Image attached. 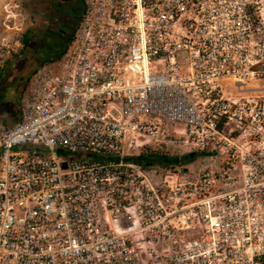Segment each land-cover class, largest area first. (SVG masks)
Segmentation results:
<instances>
[{"label": "built area", "instance_id": "1", "mask_svg": "<svg viewBox=\"0 0 264 264\" xmlns=\"http://www.w3.org/2000/svg\"><path fill=\"white\" fill-rule=\"evenodd\" d=\"M82 4L65 54L32 76L17 121L0 117V264H146L135 229L150 184L132 159L205 153L225 155L243 178L244 200L230 197L223 213L249 217L211 218L207 238L153 251L152 264H264V94L248 88L264 80L254 2ZM24 48L21 29L0 42V73Z\"/></svg>", "mask_w": 264, "mask_h": 264}, {"label": "rangeland", "instance_id": "2", "mask_svg": "<svg viewBox=\"0 0 264 264\" xmlns=\"http://www.w3.org/2000/svg\"><path fill=\"white\" fill-rule=\"evenodd\" d=\"M252 1L258 8L264 37V0ZM82 12V0H0V42L18 29L24 40L27 37L30 41L6 68L0 82V102L18 103L29 80L48 61L44 53H51L55 60L53 47L58 45L62 51L68 45ZM234 84L225 80L226 91L237 94ZM248 88L264 94V80ZM147 173L150 197L143 223L135 229L146 264L161 260L152 258L153 251L168 255L196 239L207 238L211 218L241 221L249 217L237 211L223 213L230 197L235 196L236 202L244 200L239 199L243 178L238 169L231 171L225 155L197 154L189 164L148 167ZM249 202L253 203V198ZM135 211L140 214L138 208Z\"/></svg>", "mask_w": 264, "mask_h": 264}, {"label": "trees", "instance_id": "3", "mask_svg": "<svg viewBox=\"0 0 264 264\" xmlns=\"http://www.w3.org/2000/svg\"><path fill=\"white\" fill-rule=\"evenodd\" d=\"M24 42H25V47H27L29 45L30 41L27 37H25ZM59 48H60V46H58V45L53 47V52H56L55 60L50 58V57H52L51 53H49V52L44 53V55L48 58L47 62L60 60L63 57V55L65 54L68 46L66 45L62 51L58 50ZM10 63H8V65ZM7 66L0 73V82L2 81V79L4 77V73L6 71ZM30 81H31V79L29 80V82L27 83L25 88L23 89L22 94L20 96V99L18 100V103L3 102V101L0 102V117L3 118V120H5L6 122L11 124V123H14L15 121H17L18 115H19V110H20L19 104L21 103L23 95H24L26 88L28 87ZM196 157H197V155H189V156H185L182 158H166V157L160 158V157H143V156H141V157L133 158L132 161L137 165L144 166L145 168L153 167V166H155V167L156 166H158V167H161V166L177 167V166H182V165L191 163Z\"/></svg>", "mask_w": 264, "mask_h": 264}]
</instances>
